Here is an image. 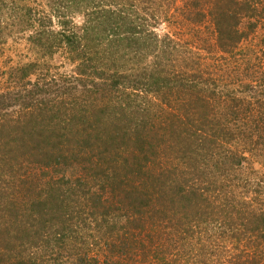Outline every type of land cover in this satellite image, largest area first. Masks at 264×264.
I'll list each match as a JSON object with an SVG mask.
<instances>
[{"label":"trees","instance_id":"16d2710c","mask_svg":"<svg viewBox=\"0 0 264 264\" xmlns=\"http://www.w3.org/2000/svg\"><path fill=\"white\" fill-rule=\"evenodd\" d=\"M136 1L119 8L110 0H94L90 16L95 17L74 28L62 21L59 30L31 7L5 11L0 4V14L9 12L0 23L19 19L23 30L32 31L27 41L41 55L21 67L22 80L36 72L41 58L64 51L73 62L80 60L81 81L110 88L107 104H113L85 110V116L70 121L61 111L72 104L46 102L43 97L51 91L36 83L39 87L23 97L18 118L7 122L0 113V140L10 129L21 141L12 147L20 157L4 163L14 170L9 179L3 180L6 171L0 173L3 192L10 179L13 188L10 200L0 205V264H210L197 257H204L201 252L217 231L234 245H247L234 264H264V201L258 195L238 199L228 181L216 184L208 172L213 165L228 166L230 177L248 154L264 150V58L243 47L254 36L253 48L260 46L264 57L259 33L264 0H186V14L173 22L176 32L164 37L157 33L155 1H148L153 4L144 14ZM10 30L9 23L0 24V44ZM186 31L197 39L198 51L181 54L178 34ZM209 32L216 47L204 38ZM10 90H0V110L20 93ZM119 90L128 96L112 99ZM133 97L149 99L150 106L137 104L140 119L124 122L118 110L132 107ZM144 115L153 119L150 124ZM56 151L83 170L75 180L81 198H89L81 204L84 215L69 211L70 201L52 204L51 195L38 199L30 193L34 174L23 173L19 164L43 156L42 165H58ZM243 182L235 188L249 189V181ZM20 185L27 193L15 190ZM76 215L81 216L79 232L73 227ZM91 219H102L98 234L108 244L89 245L94 234L85 226ZM251 245L257 248L249 251ZM97 249H104L105 260Z\"/></svg>","mask_w":264,"mask_h":264},{"label":"rangeland","instance_id":"374dc122","mask_svg":"<svg viewBox=\"0 0 264 264\" xmlns=\"http://www.w3.org/2000/svg\"><path fill=\"white\" fill-rule=\"evenodd\" d=\"M94 1V0H93ZM92 0H0V4H3V10L10 11V8L12 7H31L36 10V13L42 16L43 20L47 23L51 22V25L54 29L59 30L61 28L62 21L69 20L70 21V27L74 28L76 25H79L80 27L85 25L86 19L89 17H95V14L90 16L91 13H93L92 9H96V2L91 4L93 2ZM105 1V0H103ZM108 2V0H106ZM130 1V0H129ZM149 0H137L136 5L141 14H144V12L148 11V8L153 4L151 2H148ZM155 1L154 3V9H156V12L159 11L160 13V19L159 23L160 26L157 28V33L161 34V36L166 33H173L176 32V28L173 27V22L177 23L175 21H179V19L182 20V15L186 14V7H185V1L186 0H152ZM123 2H127V0H110V3L114 5V7H119L124 5ZM88 9L84 11L85 9ZM83 9V10H81ZM185 11V12H184ZM9 16V12H1L0 17L4 19V17ZM37 17V16H36ZM166 17H168V21L171 23H168L166 20ZM9 18V17H8ZM21 18V17H19ZM11 19V18H10ZM8 19V21L2 20V23H9L11 26L10 32L8 31V37L5 38L4 42L0 44V90L1 91H9V89L13 90L16 94L17 91H20L18 96H15L13 98H10L6 103H9L8 106H6L3 110V108L0 110L1 114L7 115L8 119L18 118V114L20 115L22 112V104L24 101L23 97L25 94H27L31 89L34 91L39 86H35L36 83H38L40 86H43L44 89L51 91L50 93L46 94L43 98L49 100L46 102H55L56 104H59L60 101H66L69 102L72 105H68V109L63 108L62 114L66 117H68L71 121L73 118H78L79 116H85L84 114L85 110H91L93 107L100 108L103 106H107V108L111 107L113 104H107L109 99L108 96V89H110L108 86L102 87V86H96L92 81L89 82L88 80L84 79V81L80 80L79 74L76 72V68L81 65L80 60L72 61L69 58V55L64 52L60 51L54 55H47L45 58H41L39 61H41V64L35 67L34 74H31L28 78L25 80H22L20 77L22 76V71H20L21 67L25 66L27 63H30L32 61H36L41 57L39 55L40 52H37L36 49L32 48V46L28 43L27 38L30 35L32 31L29 29L23 30L22 27H20L19 24L21 23L19 19H17L16 22L13 20ZM23 23V22H22ZM26 23V22H24ZM186 29V28H184ZM179 31V30H178ZM178 33V32H177ZM178 34L179 37H181V43L184 45V49L180 50L181 54H184L187 49L191 48L194 51H198L197 47V39H195V36H190V32L188 33H181ZM213 33V32H212ZM211 32L209 34H204V38L210 37L211 43L213 47H216V38L212 35ZM261 33V36L264 37V30L259 31ZM183 34V35H182ZM214 34V33H213ZM258 37V36H257ZM259 41V38L257 39ZM254 36H252L250 42L244 43V51L246 53H249L251 51H254V54L259 55L260 58H264L261 56L262 52L260 49V46L255 45L254 46ZM200 46V45H198ZM202 47V46H201ZM262 49L264 47L262 46ZM206 55H210L211 58H213V55L208 54L209 52H204ZM216 57V55H215ZM214 59V58H213ZM182 58L180 59V61ZM128 67H131L128 66ZM19 68V69H17ZM242 71V70H241ZM86 80V82H85ZM86 83L87 86L84 84ZM10 90V91H11ZM123 92V93H122ZM129 92H124L119 90L117 93V96L111 97L112 99H118L120 97H126L128 96ZM44 94H40L42 96ZM133 95V94H132ZM21 96V97H20ZM115 97V98H114ZM19 99V100H18ZM46 102H43L45 104ZM132 107L125 109L124 112L123 108L121 110H118L117 115H121V118L125 121H129L134 119L135 117L139 118L141 116L138 112L139 109L144 108L147 109L150 106V100L149 99H141L133 97L131 101ZM137 104H141V107L139 108ZM47 105V104H46ZM124 107V106H123ZM62 108V106H61ZM108 108V109H109ZM56 109V108H55ZM54 109V113H55ZM49 110V106H48ZM50 113V111H48ZM51 114V113H50ZM116 114V113H115ZM143 114V113H142ZM117 115H115V118L118 119ZM145 116V115H144ZM3 117V118H4ZM50 116H47L49 119ZM152 117V116H151ZM145 119H147V122L150 124L151 120H153L150 117L145 116ZM7 120H4L5 122ZM2 121V120H1ZM50 121V120H49ZM79 120H77L78 122ZM7 122H10L8 120ZM76 122V121H74ZM76 122V123H77ZM80 122V121H79ZM12 124V123H10ZM55 129L59 128L58 124H54ZM4 134H2V138L4 140H0V173L2 171H6L5 176L3 177V180H8V174H11L14 170L11 166H4L5 162H10L11 158H17L19 155L18 153L12 151V147L16 146L18 144L21 145V141L17 140L16 134L11 133V130L4 129ZM69 133V132H67ZM77 142L73 141L72 146H76ZM68 147H71V145H67ZM13 148V150H15ZM73 148V147H72ZM75 150V148H73ZM256 151V152H255ZM254 152H251L246 157L243 158L241 161L240 166L234 167V170L232 171V175L230 177H227L226 173H228L229 169L224 168H217L216 166H211L208 170L210 176L213 178V181H216V184L219 183L220 180L224 179L230 183V188H234L233 190H236L237 192L235 195L238 199L243 200H249L251 197H254L258 195L263 201H264V150H255ZM57 157L60 159V164H55L50 166L42 165L40 162L43 161V156L36 157L33 161V164H19V166L23 169V173L25 171L32 170L33 177L30 180V186L29 190L32 189L30 192L32 195H35L38 199L43 196L51 195L50 199H53L52 204H56L61 202L63 205H66L68 201H70V204L72 202V208H69V211H73L76 213H80L84 215V204L89 199L85 194H83L84 197L81 198V185L78 183L77 176H80L83 174V170L80 169V167H77V164L73 161H67V159L62 158L64 153L61 154L58 151H56ZM71 156V154H70ZM20 157V156H19ZM22 159V158H21ZM19 166H16L15 169L19 168ZM82 173V174H81ZM1 177V174H0ZM249 181L250 188L245 189L235 188V184L237 182L244 183L243 181ZM236 181V182H235ZM92 182H95L92 180ZM51 183L52 188L53 186L56 188L55 191H52L51 186H49ZM11 185V179L8 182V192H3L1 189L0 193V205L1 203L10 200V193L13 189L10 187ZM95 188L98 189L100 185L94 184ZM85 188V186H84ZM11 189V190H10ZM110 189V188H108ZM15 190L18 192H22L24 187L22 185L15 187ZM41 190V191H40ZM95 190V189H94ZM119 190V189H118ZM231 190V189H230ZM248 194L246 191H249ZM110 191H112L110 189ZM212 191V189H211ZM253 191V192H251ZM24 193H27L26 191H23ZM84 193V192H83ZM125 194H123L124 196ZM113 196V194H112ZM127 197V196H125ZM36 198V199H37ZM71 199V200H70ZM60 205V204H58ZM2 206V205H1ZM121 207V206H120ZM38 208V207H36ZM123 208V207H121ZM65 209V208H64ZM55 212V211H54ZM120 211H116V215H118ZM86 216V215H85ZM74 229L78 232L81 231V216L77 217L74 216ZM92 220V219H91ZM121 221V220H120ZM102 219L99 220H92L89 221V223L85 226L87 229L86 233L90 234L93 233L94 237L93 240H90L89 245H106L105 240L101 239L98 234V223L101 225ZM122 222V221H121ZM126 225V228L130 229L131 224L129 223L128 226L125 222H122ZM52 229V228H50ZM215 231V230H214ZM77 234V233H76ZM210 234V233H209ZM212 234V235H211ZM210 234L211 241L206 246V250L204 249L202 254L203 256H198L199 259H204L205 263L210 264H220L224 261L227 264H234V262H238L239 255L242 254L241 250L243 247L247 245H234L230 240H225L220 236V231L214 233L212 232ZM81 237V234H80ZM209 242V241H208ZM164 243H167L166 241ZM77 245H81V243H77ZM168 245V243L166 244ZM220 245V246H218ZM264 245H261L263 247ZM255 248H257L256 245H251L249 247V251H253ZM104 249H97V255L100 257V259L105 260L106 254ZM197 255L200 254L198 250H196ZM253 253V252H252ZM245 259H242L241 261H244Z\"/></svg>","mask_w":264,"mask_h":264}]
</instances>
